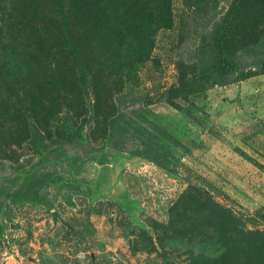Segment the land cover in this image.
<instances>
[{"label":"rangeland","instance_id":"1","mask_svg":"<svg viewBox=\"0 0 264 264\" xmlns=\"http://www.w3.org/2000/svg\"><path fill=\"white\" fill-rule=\"evenodd\" d=\"M169 2L172 26L157 31L148 60L124 90L144 101L139 111L147 120L131 113L114 118L142 128L154 122L190 147L186 153L168 145L180 159L178 173L114 150L102 127L95 130L91 97L86 116L51 117L62 54L53 48L41 59L39 25L23 18L18 40L4 37L0 0V61L30 46L37 58L25 78L0 85V186L19 174L22 185L26 172L57 171L67 179L64 189L47 188L52 208L0 201V264H264V64L248 71L255 76L201 97L184 92L182 76L197 71L193 28L206 0ZM19 8L28 14L36 2L23 0ZM256 9L264 37V1ZM166 92L179 96L184 111L160 101ZM42 109L41 126L50 123L51 134L38 150L27 140L24 118ZM78 184L85 190H74Z\"/></svg>","mask_w":264,"mask_h":264},{"label":"trees","instance_id":"2","mask_svg":"<svg viewBox=\"0 0 264 264\" xmlns=\"http://www.w3.org/2000/svg\"><path fill=\"white\" fill-rule=\"evenodd\" d=\"M22 1L5 0L6 6L1 9L5 23L2 30L7 39H16L15 33L20 32L23 18L29 26L39 25L34 35L42 43L38 44L41 59L53 48L58 50V55L62 54L63 60L55 70L56 104L49 113L51 117L55 119L65 111L82 118L89 113L86 102L91 97L95 130L102 127L101 138L114 150L130 152L160 169L178 173L180 159L168 145L186 153H190V147L154 122L149 128H142L137 123H123L114 118L122 113L129 119L127 113H131L137 117L133 120H147L143 110L139 111H145L144 101L133 91L125 93L124 90L138 66L148 60L157 31L172 26L169 0H35L36 9L28 14L19 8ZM262 1L206 0L204 5H198L203 8L196 9L193 29L197 43L192 57L197 71L189 77L182 76L180 87L184 92L201 97L213 87H228L255 76H250L249 70L263 69L264 37L258 32L261 18L256 9ZM32 49L31 46L28 51L14 48L0 61V80H3L0 85L6 86L5 80L10 77L14 81L16 77L25 78L31 63L37 60ZM67 60L75 66H70ZM177 98L175 93L166 92L160 101L184 111ZM141 104L143 108L137 109ZM45 112L42 109L36 116L27 114L23 120L27 140L32 138L31 143L38 150L51 134L50 123L41 126L46 121L41 120L47 117ZM186 113L196 124L205 126L192 112ZM93 133L94 136L96 131ZM67 137L65 134L63 140ZM25 174V183L20 186L21 174L0 186V201L52 208L46 190L50 186L64 189L65 175L57 171ZM74 190L85 189L78 184ZM86 192L91 195V188Z\"/></svg>","mask_w":264,"mask_h":264}]
</instances>
